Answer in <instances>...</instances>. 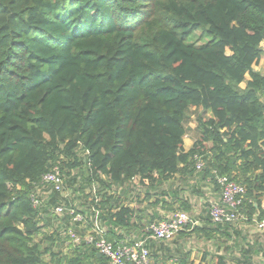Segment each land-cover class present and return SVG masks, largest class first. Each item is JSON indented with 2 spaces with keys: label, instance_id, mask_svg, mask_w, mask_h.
I'll return each instance as SVG.
<instances>
[{
  "label": "trees",
  "instance_id": "trees-1",
  "mask_svg": "<svg viewBox=\"0 0 264 264\" xmlns=\"http://www.w3.org/2000/svg\"><path fill=\"white\" fill-rule=\"evenodd\" d=\"M196 29L211 40L188 42ZM263 43L264 0H0V264H48L47 254L110 264L84 242L58 258L71 215L53 207L85 199V229L73 227L84 236L99 211L118 245L135 214L118 189L136 176L155 187L198 173L216 191L228 176L246 187L249 221L264 219V73L254 69ZM192 109L199 138L186 151ZM55 167L67 197L48 188L35 206ZM162 195L155 205H167ZM210 206L203 224L230 229L213 222Z\"/></svg>",
  "mask_w": 264,
  "mask_h": 264
},
{
  "label": "crops",
  "instance_id": "crops-1",
  "mask_svg": "<svg viewBox=\"0 0 264 264\" xmlns=\"http://www.w3.org/2000/svg\"><path fill=\"white\" fill-rule=\"evenodd\" d=\"M256 65L254 69L264 73V69H259ZM248 80L250 75L246 76V81L241 87L245 88ZM211 115L209 112L206 117ZM191 126L198 134L196 137L186 134L184 138L186 151L192 148L199 135L197 121ZM161 193L167 200V205L164 207L162 204L155 205ZM220 193L221 191H216L209 180H202L198 173L187 181L175 174L155 187H150L149 183L145 186L128 184L123 188L122 198L133 207L135 214L131 226L119 230L123 235L119 243L141 237L146 232L150 218L158 220L160 216L168 215L172 212L168 209V205L177 210L178 199L185 198L192 204V214H190L194 218V223L170 242L150 240L152 264H215L216 257L220 254L226 257L227 264H264V233L256 228L255 220L258 219L256 216L251 221L246 216V220L232 224L228 230L211 232L209 228L213 226L206 227L203 224L206 217L205 204L219 202ZM147 194L150 195L148 199ZM79 207L86 210L87 206ZM198 224L202 228L194 230ZM55 252L59 254L58 258H63L72 250L62 248ZM47 256H50L49 260ZM45 261L48 264H58L57 260L52 259L51 254L46 255ZM63 264L68 263L64 261Z\"/></svg>",
  "mask_w": 264,
  "mask_h": 264
},
{
  "label": "built area",
  "instance_id": "built-area-1",
  "mask_svg": "<svg viewBox=\"0 0 264 264\" xmlns=\"http://www.w3.org/2000/svg\"><path fill=\"white\" fill-rule=\"evenodd\" d=\"M197 158L196 168L202 170L204 162L200 157ZM145 184L148 183L144 180ZM41 186L38 187L36 194L32 196V201L35 206L41 205L48 200V194L51 190L65 193V178L59 167H55L50 172L44 175ZM141 178L136 176L131 179L129 184H140ZM218 183L221 188L219 202H214L210 206V215L215 223L220 224H235L247 219L244 212L241 211L243 201L246 194V187L231 179L228 176L218 177ZM123 190L118 189V193ZM67 197V194H64ZM75 206H67L66 203L58 204L53 207V213L63 217L67 212L71 215V226L63 228L62 236L65 238V244L68 247L73 245L77 247L81 243L94 246L99 254L108 258L110 264H152V253L150 248V240L158 242H170L175 239L181 231L185 230L189 224L194 223V218L187 211L177 210L170 212L164 219L151 222L145 234L133 241H124L116 245L113 241L105 236L107 228L102 226L99 216V211L95 217L91 218L92 227L82 236L77 229L73 227L75 224H81V228L85 229L88 213H82L77 203ZM70 207V208H68ZM256 228L264 233V219L255 220Z\"/></svg>",
  "mask_w": 264,
  "mask_h": 264
},
{
  "label": "rangeland",
  "instance_id": "rangeland-1",
  "mask_svg": "<svg viewBox=\"0 0 264 264\" xmlns=\"http://www.w3.org/2000/svg\"><path fill=\"white\" fill-rule=\"evenodd\" d=\"M211 38H212V36L208 32H206V31H204L202 29H196L193 33H191L187 37V41L188 42H191V43L204 44V43L208 42L209 40H211ZM263 47H264V43H263ZM256 67H258L259 69L261 68L262 70L264 69V55L262 56L261 60L258 62V64L256 65ZM198 115L199 114L196 113V111L194 109H192L190 111V113H189V118H188V120L186 122L187 134L188 135H192L193 137H196L197 134H198V132L195 131L194 128H192L191 124L197 121L196 119H197ZM198 138H199V135H198ZM135 185L137 186V184H135ZM140 185H142V184L140 183ZM78 196H80V195H78ZM69 198L71 200H75L74 203H77V204L85 201V199H83V200L81 199V202L78 203V200L79 199L77 198V196H73V195H70ZM83 198H85V197H83ZM62 248L71 249L66 244H64L61 247L55 248V250H60ZM47 259L49 260L50 259V256H47Z\"/></svg>",
  "mask_w": 264,
  "mask_h": 264
},
{
  "label": "water",
  "instance_id": "water-1",
  "mask_svg": "<svg viewBox=\"0 0 264 264\" xmlns=\"http://www.w3.org/2000/svg\"><path fill=\"white\" fill-rule=\"evenodd\" d=\"M101 256V254H99Z\"/></svg>",
  "mask_w": 264,
  "mask_h": 264
}]
</instances>
